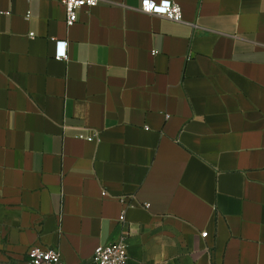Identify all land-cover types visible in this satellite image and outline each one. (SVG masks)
<instances>
[{"label": "crops", "instance_id": "1", "mask_svg": "<svg viewBox=\"0 0 264 264\" xmlns=\"http://www.w3.org/2000/svg\"><path fill=\"white\" fill-rule=\"evenodd\" d=\"M142 1L0 0V264H264V0Z\"/></svg>", "mask_w": 264, "mask_h": 264}, {"label": "built area", "instance_id": "2", "mask_svg": "<svg viewBox=\"0 0 264 264\" xmlns=\"http://www.w3.org/2000/svg\"><path fill=\"white\" fill-rule=\"evenodd\" d=\"M102 0H61L66 11V23L74 25L78 21L79 11L83 8H92L100 4ZM141 11L159 15L175 22H183L184 15L182 6L174 0H143ZM33 36V34H31ZM56 58L68 59V46L66 41L57 42ZM81 138L93 140L92 135H80ZM124 220V216L121 217ZM208 232L202 236L207 237ZM129 250L127 237L122 236L117 241L99 245L93 256L82 264H129ZM62 253L57 248L32 247L27 256L26 264H62Z\"/></svg>", "mask_w": 264, "mask_h": 264}]
</instances>
